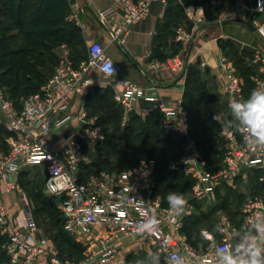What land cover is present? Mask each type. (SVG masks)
<instances>
[{
	"label": "built area",
	"instance_id": "built-area-1",
	"mask_svg": "<svg viewBox=\"0 0 264 264\" xmlns=\"http://www.w3.org/2000/svg\"><path fill=\"white\" fill-rule=\"evenodd\" d=\"M122 5L124 23L132 27L147 17L154 4L165 8L169 0H117ZM215 3L224 0H214ZM196 9L189 18L198 20ZM227 17L239 18L241 13L252 15L257 33L264 39V22L254 20L256 13H264V0H232L225 7ZM78 23L76 12L69 15ZM116 34V33H115ZM190 36L179 31V41ZM88 60L75 64L65 51L50 79L34 93L17 102L8 98L0 84V133L5 134L0 145V240L8 264H129L121 256L122 241L143 239L163 264H173L174 257H183L184 264H213L218 247L235 246V230L227 218L221 220L223 238L203 232L208 243L204 252L197 251L182 233L185 221L195 214V202L210 199L215 186L229 181L241 168L258 164L264 173V147H249L242 135V143L232 133L226 137L230 149L221 168L210 172L206 168L196 142L189 139L183 151L167 165L168 171H180L191 181V194L183 215L176 217L168 203L156 193L158 176L154 159L142 160L134 167L119 172L98 171L82 177L81 167L87 162L79 140L97 143L105 139V132L83 107V98L97 86L91 75L93 69L114 81L123 71L104 51L100 42L88 48ZM256 63L264 66V53L258 52ZM170 70L182 69L180 55L166 61ZM160 62H152L147 69L156 70ZM226 89L234 96L242 91L243 82L235 66L222 60ZM113 68V72L109 68ZM1 76V70H0ZM121 89H114L113 101L123 110L126 123L135 112L136 102L145 97V90L130 80L118 79ZM255 88L264 80L255 78ZM109 83V82H108ZM156 108L164 115L165 133L180 131L187 134V114L181 104L168 108L166 100H158ZM76 105L78 109L73 112ZM70 127V136H64ZM44 168L43 191L56 201L63 217V229L83 247L81 260H62L51 240L41 234L33 210L19 185V176L29 168ZM264 180V177H262ZM15 197L18 211L12 212L7 198ZM243 223L248 229L264 223V192L248 200L242 207ZM155 216L158 225L154 233L139 231L145 218Z\"/></svg>",
	"mask_w": 264,
	"mask_h": 264
},
{
	"label": "crops",
	"instance_id": "crops-1",
	"mask_svg": "<svg viewBox=\"0 0 264 264\" xmlns=\"http://www.w3.org/2000/svg\"><path fill=\"white\" fill-rule=\"evenodd\" d=\"M62 1L64 13L61 18L60 39L52 49V56L56 62L65 51L75 64L88 60L89 45L95 41L100 42L105 53L121 65L123 71L111 81L100 71L93 69L91 75L98 80L93 90H106L113 94L114 89H121L118 79L137 83L145 90V97L136 102L132 115L142 120L157 115L161 128L164 115L156 108L159 102L153 98L166 100L165 105L170 109H176L177 105L181 104L187 114V134L184 135L180 131L169 133L183 137L184 144L189 139L195 141L191 136L192 124L186 106L190 104V98H199L203 111L211 116V123L216 130L213 137L222 151L219 164L221 168L230 149L227 133L232 132L239 143H242V135L237 128L225 127L221 122L214 121L213 116L214 114L219 116L221 121L231 120L229 102L233 99H247L255 89L254 79L264 80V66L261 62L256 63L258 52L264 53V39L258 33H251L227 17L225 7L229 6L232 0L220 3H215L214 0H197L199 3L186 4L182 0H169L165 8L154 4L149 15L132 27L124 23L122 5L117 0ZM178 6L181 7V12L177 10ZM193 9L197 10L196 21L188 16ZM199 9L203 11H198ZM73 12L78 14V23L68 19ZM251 17L249 13L239 15V18L246 20ZM254 20L264 22V13H256ZM180 30L190 36L189 41L178 40ZM176 55L182 57L183 66L180 71L173 73L166 61ZM222 60L229 61L235 68L243 66L241 72L238 70L243 82L241 93L234 96L228 94ZM155 61L160 62L162 66L156 70L147 69ZM77 109L78 107L74 105L72 111L75 112ZM0 136L3 140L5 134L0 133ZM261 174L264 173L258 164L244 166L229 181L215 186L210 199L195 202V214L188 218L184 225L191 218L219 207L227 196L229 200L226 204L229 206L238 205L244 197L247 199L246 203L260 196L264 192V180H261L264 175ZM232 195L233 199L230 200L229 197ZM6 201L11 211L16 212L18 209L16 198L9 197ZM223 211V208H218L213 217ZM218 222L215 220L211 229L204 228L200 231L201 242L197 247L189 242L183 229L182 233L197 251L204 252L208 248V243L202 235L203 232L213 234L217 241L223 238L220 232L221 221L220 224ZM231 226L235 230L236 239L248 234L255 235L254 230L247 229L243 221L240 225ZM200 246L201 248L197 249Z\"/></svg>",
	"mask_w": 264,
	"mask_h": 264
},
{
	"label": "trees",
	"instance_id": "trees-1",
	"mask_svg": "<svg viewBox=\"0 0 264 264\" xmlns=\"http://www.w3.org/2000/svg\"><path fill=\"white\" fill-rule=\"evenodd\" d=\"M31 0H8V18L10 23L15 29L18 30L23 44L28 48H42L44 51L51 49L58 39H60L62 15L64 13V3L62 0H32L33 3L28 7L27 3ZM184 4L193 2L199 3L197 0H182ZM205 4V2H202ZM25 9V13L20 14ZM177 10L181 12V7L178 6ZM21 51L15 52L6 48L3 52L0 60V84L9 86L10 95L17 90L26 79V73L30 72L26 56L21 54ZM238 73V69L236 68ZM36 74V83H40L43 79L39 72L34 71ZM239 74V73H238ZM240 75V74H239ZM43 81V80H42ZM41 81V82H42ZM45 83H43L44 85ZM43 85L37 86L30 93L37 92ZM27 95V94H26ZM113 94L106 90H92L86 95V106L88 110L97 112L104 111L106 116L104 118L105 123L110 122V117L116 112L113 109H119L120 107L113 101ZM109 97H111L109 99ZM12 100L13 98L10 97ZM110 100V104H106V101ZM16 100L15 102H17ZM190 104L186 106L189 120L191 121V136L195 139L196 144L201 151L203 158L206 159V168L210 172H214L220 168L222 151L219 148L218 143L214 140L215 127L211 123V116L203 111L201 107L200 99L197 97L190 98ZM108 103V102H107ZM112 109V110H111ZM121 109V108H120ZM101 118V116H99ZM135 124V127H134ZM112 132H105V139L103 141L104 149L99 151L113 150V157L116 161L111 169L103 170L108 172H119L123 170L124 164L134 162L139 156V151L143 150L145 146H149L153 149H159L160 152L165 153L167 148L171 145H179L184 143L185 139L177 134L165 132L161 128L160 121L157 115H153L146 120H142L138 116L132 115L126 122L124 127L120 128L118 122L115 120L112 124ZM118 130L122 131L119 134ZM3 133V132H1ZM117 137V138H115ZM0 139L2 137L0 136ZM1 145V144H0ZM106 152V153H107ZM220 155V156H219ZM219 156V157H217ZM157 162V176L158 184L156 193L162 196V199L167 203L168 191L177 192L183 194L185 197L190 196V180L184 177L179 171H168L167 165L169 161H166L163 157L155 159ZM105 163V158L99 162L100 165ZM126 169V168H125ZM102 170V169H101ZM100 170V171H101ZM176 183V184H175ZM190 187V188H189ZM189 188V189H188ZM228 196L222 201V204L218 207L210 209L208 212L201 213L198 216L191 218L186 225H184L183 233L188 236L189 242L197 247L201 242L200 231L204 228L211 229L213 224L212 217L218 208L225 209V204L228 202ZM57 207V205H56ZM60 215V233L62 234L63 244L66 245L65 250L77 253V251L83 252V247L76 243L63 229V217L60 210L57 207ZM2 241L0 240V264L7 263L8 258L1 248ZM60 256L62 252H59ZM62 260V256L60 257Z\"/></svg>",
	"mask_w": 264,
	"mask_h": 264
},
{
	"label": "rangeland",
	"instance_id": "rangeland-1",
	"mask_svg": "<svg viewBox=\"0 0 264 264\" xmlns=\"http://www.w3.org/2000/svg\"><path fill=\"white\" fill-rule=\"evenodd\" d=\"M32 3L33 1L31 0L27 3V6L29 7ZM7 8L8 0H0V60H3V52L6 48H8L10 50H15V52L22 50L21 54L26 56V59L29 61L28 64L32 63V66H29V68L32 70L31 73H26V79L23 80L22 85L18 87L17 90L12 92L13 96L9 94L10 89L7 85V82L6 85H3V87L5 88L6 96L8 98L12 97L13 100L16 101L31 92L32 90H34L40 84L43 85V83H46L54 73L58 62H56L57 60L52 56V49L55 42L52 43L53 46L48 51H44L42 48H28L23 44L18 30L15 29L9 21ZM25 11L26 10L23 9L20 14L23 15ZM236 67L238 68L239 72L243 70L242 65ZM34 71L39 72L42 75V82H35L36 74H34ZM110 98L111 97H109V99ZM109 102L110 100L106 101V104L109 105ZM83 107L86 110L88 116L95 119L96 123L102 126L104 132H112V124L115 120L118 122L117 126H119L120 128L124 127V125L126 124L123 120V110L120 108L113 109L116 110V112L111 115L110 122L105 123L104 118L106 114L104 111H100L97 112V114H94V111L87 109L85 99L83 102ZM99 116H101V118ZM73 130L74 129L70 127L68 130H66L64 136H70ZM118 131L119 134H122L121 130ZM103 141L104 140L97 143H91L87 140H79L80 148L83 150L88 162L82 165L81 167L82 177H87L88 175L94 172H98L101 169H111V167L115 164L116 161L113 157V150L115 149H109L108 152L99 151L104 149L105 145L103 144ZM1 143H4V140L0 139V144ZM184 146V143L179 145H171L167 148L165 153L160 152L159 149H153L149 146H145L143 150L139 151V156L135 159V161L129 162L128 164H124L123 168H131L142 160H155L160 157H163L166 161L174 160L183 151ZM104 158L105 163L100 165L99 162ZM44 176V168H29L20 174L18 180L19 185L22 191L25 193L26 199L33 210V214L41 234L51 240V244L53 248L58 252L59 257L62 256V258H64L63 260L79 261L83 257L81 251H77V253H74L72 252V250H70V252L65 250L66 245L63 244V240L61 239L62 234L60 233V215L56 207V201L46 195L42 189ZM172 191L173 190H170L168 192ZM229 198L230 200L233 199V195ZM246 200V197L242 198L239 204L236 206H229L228 204H225L224 211L222 213H219L217 216L212 217L211 223L214 225L215 220L218 222L220 217L224 216L231 224L240 225L243 221L242 207ZM220 221L218 222L219 224ZM70 237L74 240L72 236ZM200 248L201 246L197 249ZM120 251L121 256L125 257L126 261L129 264H137V262H139V264H163L159 256L156 255L152 248H149L148 242L143 239L134 238L122 241ZM59 252H62L61 256ZM3 264L7 263L5 262Z\"/></svg>",
	"mask_w": 264,
	"mask_h": 264
},
{
	"label": "clouds",
	"instance_id": "clouds-1",
	"mask_svg": "<svg viewBox=\"0 0 264 264\" xmlns=\"http://www.w3.org/2000/svg\"><path fill=\"white\" fill-rule=\"evenodd\" d=\"M198 11H203L199 9ZM109 71L113 72L110 67ZM231 120L221 121L214 114L213 120L225 127H235L244 136L249 147H264V84L253 89L247 99H233L229 102ZM169 211L176 217L183 215L188 204L181 193L169 192L167 197ZM158 221L155 216L145 218L139 231L152 234ZM255 235L240 237L235 246L218 247L213 264H264V223L254 224ZM173 264H184L183 257H174ZM139 264V262H137Z\"/></svg>",
	"mask_w": 264,
	"mask_h": 264
},
{
	"label": "water",
	"instance_id": "water-1",
	"mask_svg": "<svg viewBox=\"0 0 264 264\" xmlns=\"http://www.w3.org/2000/svg\"><path fill=\"white\" fill-rule=\"evenodd\" d=\"M231 21L240 24L241 26H243L244 28H246L248 31H250L253 34L257 33V28L251 19L246 20L243 18H236Z\"/></svg>",
	"mask_w": 264,
	"mask_h": 264
}]
</instances>
